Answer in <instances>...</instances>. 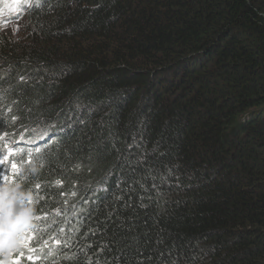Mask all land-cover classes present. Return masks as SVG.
I'll list each match as a JSON object with an SVG mask.
<instances>
[{
    "label": "trees",
    "instance_id": "obj_1",
    "mask_svg": "<svg viewBox=\"0 0 264 264\" xmlns=\"http://www.w3.org/2000/svg\"><path fill=\"white\" fill-rule=\"evenodd\" d=\"M39 3L0 33L35 250L0 261L264 264V0Z\"/></svg>",
    "mask_w": 264,
    "mask_h": 264
},
{
    "label": "snow or ice",
    "instance_id": "obj_2",
    "mask_svg": "<svg viewBox=\"0 0 264 264\" xmlns=\"http://www.w3.org/2000/svg\"><path fill=\"white\" fill-rule=\"evenodd\" d=\"M35 6H37V7L40 6L39 0H36ZM0 23H2V22H0ZM16 30L18 31L19 29L17 28ZM20 79L24 80V77L21 76ZM13 119H16V118L13 117ZM2 125H3V121L0 120V126H2ZM2 139H3V137H0V140H2ZM35 151H36V153H40L41 149L37 148ZM28 155L31 156V153H29ZM16 156H20L21 160L17 161L15 159ZM22 162H23V150L22 149H18L17 147L12 146V145H8V144H5L3 146V148L0 149V165H8L10 168V175L12 177H16L19 175V167H20V164ZM27 163L30 164L31 159H29L27 161ZM10 182H12V181L9 179V174H5L3 176H0V185H3L4 183H10ZM56 183H57V185H59L61 182L56 181ZM36 187L39 188L40 185L37 184ZM73 195H75V193H73ZM4 199H5V196H4L3 192H0V237H3L5 235L3 229L5 227V223L7 222V224H8L7 236L10 239L11 235L13 234V230L15 229L17 223L19 222V218L15 213L18 212V210L20 208H23L26 203H32V201H25L24 199L21 198L16 202V205L14 206L13 210L6 211L5 207L3 206V200ZM34 219L39 220L40 216L35 215ZM30 232H31V230H25V231H21V232L16 233V234L24 237L23 247L27 248L30 252H34L35 250L30 247L31 240L34 238L30 234ZM56 244L59 246L60 241L57 240ZM3 246H4V240L0 239V248H3ZM9 251L12 253H15L18 251V249L16 247H12L9 249ZM20 256H23L22 252L20 253ZM27 259H29L31 261L34 259V257L28 256ZM0 264H3V262L0 261ZM13 264H19V259L14 260Z\"/></svg>",
    "mask_w": 264,
    "mask_h": 264
},
{
    "label": "clouds",
    "instance_id": "obj_3",
    "mask_svg": "<svg viewBox=\"0 0 264 264\" xmlns=\"http://www.w3.org/2000/svg\"><path fill=\"white\" fill-rule=\"evenodd\" d=\"M33 4H34V0H0V14L3 13V15L6 18V19H0V22L6 23L7 20L11 19L10 23H13V19L16 18L21 11L24 12V10L27 7H28L27 9H29L30 7H32ZM10 23H6L8 27ZM35 171L36 169L34 168L33 172ZM0 192H3V194H5L6 196V199L4 200L3 203V206L5 207L6 211L13 210L14 206L16 205V202L21 198L24 200L31 199L30 193L24 190L20 183H16L14 185H0ZM15 214L18 216L19 222L15 227V233L12 234V238L9 239L8 236L6 235V238L4 239V245L7 247L5 251L9 250L12 247L17 246L18 235L16 233L22 231L23 228L29 230L26 227L30 224L31 217L34 214V209L31 207H23L20 208L18 212H16ZM5 229L8 230L7 222L5 223ZM30 233L34 237V233L32 230ZM6 263L9 264L8 262Z\"/></svg>",
    "mask_w": 264,
    "mask_h": 264
},
{
    "label": "rangeland",
    "instance_id": "obj_4",
    "mask_svg": "<svg viewBox=\"0 0 264 264\" xmlns=\"http://www.w3.org/2000/svg\"><path fill=\"white\" fill-rule=\"evenodd\" d=\"M26 9L24 10V12L26 11ZM0 19H6L5 16L3 15V13L0 14ZM10 20L11 19L7 20L6 23H10ZM24 27L25 26H23V25H16V26L13 25V26H9L7 29H2L0 31V33H5V34H7V36H11L14 39H18V38H21L25 34V30H23ZM17 28L19 29L18 31L16 30ZM23 138L28 143H31L33 141V139H30L28 137L27 138L23 137ZM1 258L4 260L12 259V252H10L9 250L2 252ZM3 264H7V263H3Z\"/></svg>",
    "mask_w": 264,
    "mask_h": 264
}]
</instances>
